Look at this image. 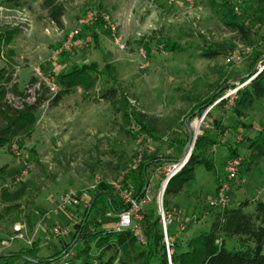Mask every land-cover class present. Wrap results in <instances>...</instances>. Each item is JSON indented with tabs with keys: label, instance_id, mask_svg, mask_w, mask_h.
Wrapping results in <instances>:
<instances>
[{
	"label": "rangeland",
	"instance_id": "374dc122",
	"mask_svg": "<svg viewBox=\"0 0 264 264\" xmlns=\"http://www.w3.org/2000/svg\"><path fill=\"white\" fill-rule=\"evenodd\" d=\"M234 1L197 0L195 6L189 8L186 0H59L65 7V16L63 26L57 27L49 19L48 12L42 9L43 0H0V36L6 32L16 33L11 44L3 47L0 75L12 76V84L23 93L18 97L9 95V101L20 106L23 98L29 96L26 90L37 95L38 84L40 96L37 101L50 98L45 82L48 78L56 81L59 86L57 96H60L55 102L56 96L48 107H40L38 121L31 132L0 147V254L26 252L38 245L49 257L64 253L68 246L73 254L71 264H83L84 257L79 255L84 247L82 238L92 231L89 226L80 229L86 208L59 210L61 196L70 189H86L95 177L109 185L124 172L128 171L129 176L134 171L131 166L140 154L143 159L155 152L179 155L182 159L192 149V155L197 136L206 130L215 135L214 125L221 121L220 143L209 149L214 171L197 168L195 179L179 195L167 198L171 213L186 224L185 231L179 236L182 243L209 229L220 212L212 209L210 202L215 197L218 178L224 177L229 152L236 151L245 159V141L264 129V99L244 116H236L232 111L238 92L243 89L239 87L244 84L246 63L261 48L259 34L264 30L256 27L252 42H247L239 32L226 26L224 14L233 7ZM89 11L108 16L115 31L111 32L107 23L98 20L103 24L96 30L99 41H94L95 21L66 49L65 43L76 31L78 21ZM233 13L241 17V14ZM88 36L92 39L90 44L78 48L76 42ZM172 44L174 48H168ZM218 45L225 49L222 55L212 60L202 57L204 50ZM232 54L242 57L243 61L228 64L226 60ZM107 63L114 75L113 82L108 85L118 87L128 97L130 109L159 121L167 120L166 125L173 123V126H165L156 135V140L141 132L139 127L136 129L144 140L135 137L137 131L126 127L121 114L109 103L98 100L101 89H105L101 72ZM93 64L97 65L95 69L101 79L94 89L86 92L77 88L65 94L58 83L59 77L75 67ZM262 66L263 63L258 62L256 70L259 72ZM38 71L44 75L42 78L38 77ZM228 74L238 76L234 82L223 85L222 97L202 115L191 116ZM228 94L230 96L225 98ZM208 112L212 116L205 121ZM195 122L200 123L198 131L193 128ZM3 126L4 120L0 118V127ZM187 134L193 139L186 143L181 153L171 148L175 142L188 140ZM159 169L160 166L151 168V196L158 195L157 184L165 179L164 171L159 172ZM23 170L28 171L27 176L15 183ZM24 183H28L27 190L7 210L9 204L3 203V190L14 193ZM113 198L119 200L115 192ZM229 199L228 207H236L245 200L264 202V164L250 172L241 168L237 179L230 183ZM252 209L250 206L248 210ZM194 216L198 221L191 223ZM22 223L27 225L30 236L40 227L32 247L22 240H10L15 237L14 227ZM112 226V223H105L107 229ZM54 227H66L69 234L53 238L51 230ZM4 241L10 246L4 247ZM139 245L145 250V246ZM99 254L93 248L89 264H97ZM108 258L107 255L103 261ZM134 264L155 262L143 260Z\"/></svg>",
	"mask_w": 264,
	"mask_h": 264
},
{
	"label": "trees",
	"instance_id": "16d2710c",
	"mask_svg": "<svg viewBox=\"0 0 264 264\" xmlns=\"http://www.w3.org/2000/svg\"><path fill=\"white\" fill-rule=\"evenodd\" d=\"M41 6L44 11L48 12V17L54 25L57 27L63 26L65 7L59 0H43ZM240 9L241 17L233 13V7L226 10L227 12L224 14L227 18L225 25L234 32H239L247 42H252L251 39L256 34V27L264 29V0L248 1ZM102 24L97 21L92 29L94 41H99L96 30ZM14 34L16 33L6 32V34L0 36V58L3 55V47H8L11 44ZM259 35L261 48L255 52L252 58H249L246 63L247 68L243 73L245 78L242 82L245 83L249 80L251 82L238 92L237 100L233 103L232 111L236 116L246 115L247 111L254 109L258 101L264 99V70L261 72L256 70L258 62L264 64V30ZM168 48H174L173 44ZM170 50L172 51V49ZM224 52L225 49L221 45L215 48L210 46L203 51L202 57L212 60ZM95 68H97L96 64L78 66L73 68L71 72L61 75L58 83L63 92L67 94L77 88L86 92L94 89L96 83L101 80L100 74ZM101 73L105 79V84H103L105 89H101L98 100L109 103L117 113H120L126 127H130L132 130L139 127L141 132L156 140V135L161 133L165 126H173V123L166 125L167 120L165 122L159 121L154 117L130 109L128 97L121 93L118 87L108 85L114 79L112 67L109 63L105 65L104 72ZM236 76L238 75L230 76L228 74L226 79L216 87L212 96L207 101L200 103L191 116L194 117V114L195 116L202 115L210 105L222 97L225 92L222 88L223 85ZM31 82L34 83L35 80L32 79ZM22 94V92L17 91V85L12 84V76L4 77L2 74L0 75V118L5 123V126L0 127V147L6 143L18 141L19 136L31 132L38 121L37 112L42 101H37L35 105H26L20 110L16 109L8 99L9 95L18 97ZM57 97L55 102L60 98V96ZM211 116V112H208L204 120L210 119ZM220 122L214 125L215 135H211L206 130L197 136L188 163L169 181L163 196L165 211L171 212L167 198L179 195L184 187L195 179L197 168H203L207 172L214 171L215 165L209 157V149L220 143L222 133L219 127L221 126ZM183 126L188 129L184 122ZM127 133L134 135L130 131H127ZM135 137H138V134H135ZM186 137L188 140L175 142L174 145H171V148L181 153L186 147V143L191 142L193 139L189 134ZM244 148L247 150L241 167L244 168V172H250L259 165L264 164V129L256 132L254 137L248 138L245 141ZM238 156L240 155L236 151H230L227 159L230 160ZM180 159L179 155L175 157L173 155H161L156 152L148 154L137 169L126 177L125 183L130 186L134 197L137 199L143 196L151 186L152 167L176 163ZM160 186L161 183H158L156 189H160ZM27 188L28 183H24L14 193L7 191V189L3 190V203L13 205ZM113 192V189L107 183L102 182L92 195L90 206L84 211L83 224L80 229L89 226L92 231L87 232L82 238L84 247L79 251V255L84 257L83 264H89V260L93 258L91 255L93 248H96L100 253L97 257V264H134L143 260H152L155 264H170L164 243L161 217L156 203L157 195H154V201L143 211L141 227L147 239V245L144 247L145 250H142L138 239L131 230L117 233L112 228L107 229L105 227V223L113 224L117 221V215L125 208L119 198L118 201L113 198ZM9 205L7 210L12 208ZM250 206L253 207L251 211L248 210ZM109 214L113 215V218L108 217ZM29 226L33 228L30 223ZM175 234L176 228L169 227V237L171 238ZM66 250H70L68 246ZM41 253L38 245L26 250V252L1 253L0 264H12L16 261H21L23 264H50L63 254L60 252L48 257V255H42ZM107 255L109 256L108 260L103 261ZM171 261L172 264H264V202L254 201L253 203L245 200L236 207H227L224 211L218 212L208 230L194 235L187 243H182L180 238L175 240Z\"/></svg>",
	"mask_w": 264,
	"mask_h": 264
},
{
	"label": "built area",
	"instance_id": "2783aa9c",
	"mask_svg": "<svg viewBox=\"0 0 264 264\" xmlns=\"http://www.w3.org/2000/svg\"><path fill=\"white\" fill-rule=\"evenodd\" d=\"M251 0H235L233 9L234 12L239 15L241 13L240 7ZM197 0H186V3L188 4L189 8H193L196 4ZM102 20L105 23H107L110 26L111 32L115 31V27L111 24L110 18L100 12L96 11H89L83 18H81L78 21V27L75 32H73L70 35V38L65 43V48L69 49L70 44L73 42L74 38H77L81 36L84 32V30L95 23V21ZM92 41L91 36H88L85 39H81L78 42H76L78 48H84L90 44ZM145 58V55H144ZM228 64H239L243 61L242 57L236 56L235 54L230 55L227 58ZM264 70V64L260 68L259 72ZM38 77L42 78L44 75L38 71ZM45 82L47 84V88L49 89V93L51 94V97L44 100L41 103V107H48L49 103L52 102L53 99L56 98L58 92H59V86L56 83L54 79H45ZM251 82V80L247 81L246 83L242 84L239 89L244 88L246 85H248ZM39 84L37 87L36 96L31 95V90H27L26 92L29 94L28 98H23V101L20 103V106H15L16 109H23L26 105H35L37 103V99L40 96V88ZM230 94L227 95L228 98ZM30 100H33L31 102ZM137 131L138 137H140V140H144L143 136H140V132L138 129H135ZM14 149L17 150V146L13 145ZM191 155V150L189 153L185 154V156L176 163H168L163 166H160L159 172L164 171V177L165 179L161 183V187L164 184L163 190L160 191L156 197V203L158 207V213L161 217V224L163 227V233H164V243L166 246V251L168 254V260L169 263L172 264L171 261V254H172V248L173 243L175 240H177L186 229V224L184 221L174 214H172L170 211H165L163 208V199H161L162 192L166 190V187L169 183V181L176 176L188 163L189 158ZM143 161V155L140 154L137 157L136 162L131 166V170H136L139 164ZM243 158L242 157H234L230 159L224 168V177H219L217 180L218 186L216 189L215 197L210 202V207L212 209H216L219 211H224L228 205H229V190H230V183L237 179L239 176V173L241 171ZM28 171L23 170L21 171V174H19V177L16 178L15 183H19L23 181V179L27 176ZM128 171L122 173L119 175L115 180L109 182V186L113 189V191L117 194L125 208L123 211L117 215V221L113 223L112 230L117 233H123L126 231L131 230L136 238L138 239L139 244L145 246L147 245V239L144 235L143 229L141 227V221L143 219V211L148 207L153 201L154 196L150 195V187L145 191V194L139 198H135L134 194L130 188L129 185L125 183V179L127 177ZM153 180V178H152ZM103 180L100 177H95L92 183L86 188V189H70L68 192L64 193L59 201L58 209L59 210H65L69 207H89L91 204L92 197L91 195L94 194L99 186L102 184ZM108 217L113 218V215L109 214ZM198 221V218L196 216L192 217L190 222L196 223ZM176 226V234L173 237H169L168 235V228L171 226ZM40 227H37L34 229L32 235H29L28 227L25 223L17 224L13 232L15 234V237L10 238L11 242H14L15 240H22L24 241L28 246L33 245L34 243V237L39 232ZM51 236L53 238H62L64 236H67L69 234V229L66 227H54L51 230ZM2 245L4 247L10 246V243L8 242H2ZM72 252L70 250H66L60 257L53 260L50 264H71V257Z\"/></svg>",
	"mask_w": 264,
	"mask_h": 264
},
{
	"label": "water",
	"instance_id": "95a60500",
	"mask_svg": "<svg viewBox=\"0 0 264 264\" xmlns=\"http://www.w3.org/2000/svg\"><path fill=\"white\" fill-rule=\"evenodd\" d=\"M245 77H243L242 79H244ZM236 79H233V80H231V81H229V82H234ZM195 143V142H194ZM194 145V144H193ZM188 148H190V145L188 146ZM191 151H192V149H191ZM191 156V155H190ZM163 187H164V184H163V186L161 187V191L163 190ZM164 194H165V191L164 192H162V195H161V199H163V196H164Z\"/></svg>",
	"mask_w": 264,
	"mask_h": 264
},
{
	"label": "bare ground",
	"instance_id": "6f19581e",
	"mask_svg": "<svg viewBox=\"0 0 264 264\" xmlns=\"http://www.w3.org/2000/svg\"><path fill=\"white\" fill-rule=\"evenodd\" d=\"M202 123V122H201ZM199 127H200V123L199 122H195L194 124H193V128L195 129V130H199Z\"/></svg>",
	"mask_w": 264,
	"mask_h": 264
},
{
	"label": "crops",
	"instance_id": "0c3cea01",
	"mask_svg": "<svg viewBox=\"0 0 264 264\" xmlns=\"http://www.w3.org/2000/svg\"><path fill=\"white\" fill-rule=\"evenodd\" d=\"M56 53L59 55V52H56ZM152 188H153V187H152ZM150 190H151V188H150ZM41 252H42V253H41L42 255H44V254H45V253H43V251H42V250H41Z\"/></svg>",
	"mask_w": 264,
	"mask_h": 264
}]
</instances>
